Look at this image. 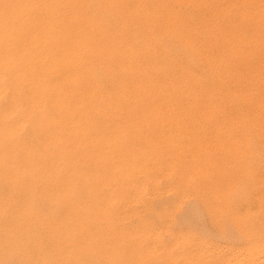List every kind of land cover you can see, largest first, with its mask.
Here are the masks:
<instances>
[{
    "label": "bare ground",
    "instance_id": "1",
    "mask_svg": "<svg viewBox=\"0 0 264 264\" xmlns=\"http://www.w3.org/2000/svg\"><path fill=\"white\" fill-rule=\"evenodd\" d=\"M263 109L264 0H0L1 250L17 235L38 264H264ZM168 157L242 240L228 257L123 223Z\"/></svg>",
    "mask_w": 264,
    "mask_h": 264
},
{
    "label": "rangeland",
    "instance_id": "2",
    "mask_svg": "<svg viewBox=\"0 0 264 264\" xmlns=\"http://www.w3.org/2000/svg\"><path fill=\"white\" fill-rule=\"evenodd\" d=\"M262 113H264V109L262 110ZM264 117V115H263ZM252 126V124L248 125V127ZM256 135H253V139H252V146H253V154L257 159L260 158H264V144L261 143V141H259L258 139H256ZM256 142V143H255ZM258 149V150H257ZM253 156V157H254ZM174 160V161H173ZM176 158L174 157H168L165 158L160 167L158 169H156V171L154 172V177H155V182L154 180H148L147 178V174L146 173H140L139 175H137V182L139 186H143L144 189V194H141V198L143 201H141L140 198L139 200L135 199L133 201L134 204L130 205L131 203H133V201L130 203L128 202L129 205H127V202L122 204V210L121 211H125L128 212L126 214L127 216H125L123 223L125 224V226H129L127 228L129 229H133V228H140L143 226L144 222L146 223V221L148 223H151L153 225V227H155L156 229H161V232L163 233L161 238L164 237L163 242L165 245H169L172 240L174 239V236H176L179 232H186L191 234L192 236H194V238H200L203 239L204 241L208 242L209 247L211 249H213L214 251V256H226L228 257L230 254V249L232 246H236V247H241L243 245L242 240L240 241L236 236L234 237L233 234L230 233V235L228 236V238H225L223 235H221V233L217 232L215 227L213 226L212 222L210 221V218L208 216V214H206V212L204 211L203 207L200 206L201 204H199L200 202L196 199V197L194 195H189L188 193L190 192V188H186L185 185H183L181 182V178L179 176V168L177 166V161ZM168 162V163H167ZM175 162V163H174ZM191 164V163H189ZM164 165V166H163ZM175 166V167H173ZM172 169V170H171ZM166 170V171H165ZM168 173V175L170 176H166V174ZM171 173V174H170ZM144 174V175H143ZM163 176V177H162ZM166 177V178H164ZM177 178V179H176ZM161 179V180H160ZM160 182H158V181ZM178 180V181H177ZM180 180V181H179ZM175 181V182H174ZM158 182V183H157ZM177 182V183H176ZM175 183V184H174ZM157 184V185H156ZM178 184V185H177ZM8 187V188H7ZM154 187V188H152ZM176 187V188H175ZM157 188V189H156ZM173 188V190H172ZM146 189V190H145ZM156 189V190H155ZM169 189V190H168ZM178 191H177V190ZM3 190L5 191V195H8V190L10 191V187L9 186H5L3 187ZM153 190V191H152ZM171 190V191H170ZM157 191V193L159 194H155V192ZM153 192V193H152ZM187 193V194H186ZM192 193V192H191ZM183 194V195H182ZM148 195V196H147ZM152 195V197H151ZM182 195V196H181ZM185 195V196H184ZM193 196V197H192ZM151 197V198H150ZM184 198V199H183ZM185 198L187 200H185ZM193 198V199H192ZM154 199V200H153ZM178 199V200H177ZM185 202H184V201ZM192 200V201H191ZM182 201L185 204L180 205ZM197 203H196V202ZM151 204H150V203ZM177 204V205H176ZM178 204L180 206H178ZM195 204V205H194ZM143 205V206H142ZM144 205L146 207V209L144 208ZM132 206V207H131ZM171 206V208H170ZM175 206V207H174ZM183 206V208L181 207L180 209L178 207ZM197 206V207H196ZM198 206H200V209L198 210ZM148 207V209H147ZM196 207V208H195ZM125 208L127 210H125ZM195 208V210H194ZM179 209V210H177ZM202 209V210H201ZM151 210V211H150ZM159 210V211H158ZM177 210V211H176ZM200 210L202 211V213H200ZM130 211V212H129ZM139 211V212H138ZM144 211V212H143ZM158 213H157V212ZM171 211H173L171 213ZM175 211L177 213H175ZM180 211V212H179ZM134 214H133V213ZM166 212V213H165ZM168 212V213H167ZM196 214H195V213ZM205 212V214H204ZM132 214V216H131ZM136 214V215H135ZM141 214V215H140ZM156 214V215H155ZM170 214L172 216H170ZM194 214V216H193ZM143 215V216H142ZM167 215V216H166ZM175 215V216H174ZM192 215V216H191ZM202 215V216H201ZM135 216V217H134ZM142 216V217H141ZM159 216H163V219H159ZM196 216V218H195ZM199 216V217H198ZM207 216V217H206ZM131 217V218H129ZM138 217V218H137ZM167 217V218H166ZM171 217V219H170ZM173 217V218H172ZM176 219H175V218ZM184 217V218H183ZM187 217V218H186ZM131 219V220H130ZM140 219V221H138ZM163 220H166V225L163 222ZM133 221V222H132ZM159 221V222H158ZM179 221V223H178ZM188 221V222H187ZM143 222V223H142ZM162 222V223H161ZM170 222V223H169ZM187 222V223H186ZM128 223V224H127ZM134 223V224H133ZM160 223V225H159ZM182 225H181V224ZM167 224L169 226H167ZM178 224V225H177ZM199 224V225H198ZM210 224V225H209ZM160 226V227H157ZM198 227H195L197 226ZM201 225V226H200ZM174 226V227H173ZM177 226V227H176ZM187 228H186V227ZM192 226V227H191ZM164 227V228H163ZM200 227V228H199ZM205 227V228H204ZM167 228V230H166ZM174 228V229H173ZM178 228V230H177ZM181 228V230H180ZM192 228V229H189ZM194 228V229H193ZM164 229V231H163ZM171 229H173L171 231ZM201 229V230H200ZM41 229L37 228L35 229V232L32 233L36 236H42L44 237V239H48V234H44L42 232ZM185 230V231H184ZM197 230V231H196ZM38 231V232H37ZM166 231V232H165ZM214 231V232H213ZM164 232L166 234H164ZM169 232V233H168ZM172 232V233H171ZM216 232V233H215ZM204 234V235H202ZM211 234H213L211 236ZM164 235V236H163ZM168 235V236H166ZM200 237H199V236ZM206 235V236H205ZM210 235V236H209ZM216 235V237H215ZM173 236V237H172ZM206 238H205V237ZM209 236V237H208ZM12 237V236H11ZM14 237H16V239H11L14 240V244L13 242L6 245L4 248H0V263L1 264H38L37 263V255L38 252L34 250V246L30 245L27 248H31L32 250H30V254L29 256H25L22 253H19L21 251L20 249V240L19 237L17 235H14ZM25 237V236H23ZM207 237L209 239H207ZM211 237V238H210ZM223 237V238H221ZM233 237V238H232ZM213 238V239H212ZM233 240L231 241L230 240ZM235 238V239H234ZM221 239V240H220ZM224 239V241H223ZM226 239V240H225ZM228 239V240H227ZM238 239V241L236 240ZM17 240V241H16ZM236 240V241H234ZM19 241V242H18ZM150 243L153 242V239L149 240ZM226 241V242H225ZM231 241V242H230ZM234 242V244H233ZM240 242V244H239ZM214 243V244H213ZM229 243V244H228ZM239 244V245H238ZM213 245V248H212ZM220 245V246H219ZM15 246V247H14ZM228 246V247H227ZM218 247V248H217ZM16 248V249H15ZM7 249L10 251L8 252ZM219 249V250H218ZM221 249V251H220ZM229 249V250H228ZM225 250V251H224ZM14 251V252H13ZM177 251V250H176ZM175 249H173V253H176ZM216 251V252H215ZM220 252V253H218ZM2 253V254H1ZM12 253V254H11ZM222 253V254H221ZM36 254V255H35ZM220 254V255H218ZM7 257H6V256ZM5 256V257H4ZM223 256V257H224ZM26 257V258H25ZM36 257V258H35ZM33 259V260H32ZM3 260V261H2ZM30 260V261H29ZM34 262V263H33ZM213 262L208 260L206 264H212Z\"/></svg>",
    "mask_w": 264,
    "mask_h": 264
}]
</instances>
